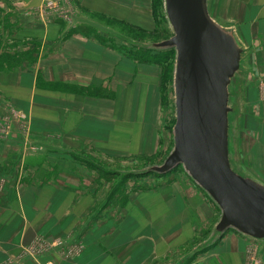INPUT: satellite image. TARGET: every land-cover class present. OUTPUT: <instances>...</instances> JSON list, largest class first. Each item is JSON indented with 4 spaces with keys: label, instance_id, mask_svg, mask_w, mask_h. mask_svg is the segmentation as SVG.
I'll return each instance as SVG.
<instances>
[{
    "label": "crops",
    "instance_id": "crops-1",
    "mask_svg": "<svg viewBox=\"0 0 264 264\" xmlns=\"http://www.w3.org/2000/svg\"><path fill=\"white\" fill-rule=\"evenodd\" d=\"M219 3L264 69V0ZM0 5H7L17 23L14 38L38 47L24 64L0 67V118L10 121L14 109L29 114L34 137L24 134L17 121L14 135L0 137V144L28 142L45 150L27 158L35 172L26 178L19 199L0 200V240L2 230L11 226L35 230L27 235L29 241L34 235L55 238L73 226L72 233L36 254H24L32 250L21 246L9 248L22 253L0 264L57 259L78 240L85 243L86 255L73 261L60 258L57 264H167L166 259L178 264L170 263V253L207 235L216 224V207L207 195L177 176L144 191L145 196L132 197L124 207L126 217L117 222L107 196L90 208L96 195L85 189L80 161L95 151L152 153L156 120L145 122V117L148 108L150 117L157 115L161 105V68L128 53L126 40L133 36L122 27L156 32L155 0H7ZM249 243L243 234L227 230L198 255H189V264H251ZM259 252L264 264V249Z\"/></svg>",
    "mask_w": 264,
    "mask_h": 264
},
{
    "label": "rangeland",
    "instance_id": "rangeland-1",
    "mask_svg": "<svg viewBox=\"0 0 264 264\" xmlns=\"http://www.w3.org/2000/svg\"><path fill=\"white\" fill-rule=\"evenodd\" d=\"M222 0H210L209 11L211 17L220 25L228 28L235 27V33L242 43L245 50V58L243 60L242 70L237 74L236 81L233 85V90L230 91L229 105L232 106L231 116V132L232 142L234 145V164L238 166L239 173L247 178H251L256 183L264 185V69L257 66V60H253L250 56L253 51L250 46L241 37L240 29L235 22L230 21L226 17L225 8L220 7ZM7 0H0V3ZM219 3V4H218ZM156 11L159 18V25L156 32L145 33L137 30H132L129 27H122L124 31L132 37L128 36L126 45L127 51L130 54L135 52H144L145 56L150 54L164 53L168 54V60L159 64L161 68V105L158 114H153L150 117V108L146 111L145 122L148 120H156L153 133L156 135L151 154L141 156L137 155H111L109 153H91L90 157L80 161L84 168V186L87 190H92L91 194L96 197L86 201V205L93 208L98 199L107 196L110 203L113 204V218L119 222L120 218L126 217L127 207L124 209L126 202L132 197L145 196L144 191L154 190L164 184L171 183L176 178L192 181L197 185L203 193L207 195L209 200L214 203L217 211L216 223L222 216V208L214 200L209 193L196 182L186 170L182 162H178L165 172L159 171L162 169L170 155L175 150V134L174 127L177 122V104L175 91V68L177 52L174 45L162 43L172 39L175 35L173 28L167 17V12L164 0H155ZM0 5V54L3 55L0 67L13 68L19 66L22 62L25 63L26 57L32 52L37 51L38 47L31 44V41H18L14 38V32L17 28V23L12 20L11 12L7 10V5ZM2 7V8H1ZM6 8V9H5ZM141 43L143 45H141ZM159 44L157 47L152 46ZM5 55H9L6 57ZM144 56V55H143ZM253 56H255L253 54ZM147 62V61H145ZM22 63V64H24ZM13 115L10 116V121H3L0 118V137L7 138L14 135L13 123L17 121L24 134H29L28 137L33 138L34 132L32 121L29 114L14 109ZM25 122V124H23ZM230 122V121H229ZM151 133V132H150ZM7 143V142H6ZM0 146V200L3 204L9 203L12 199H19V196L24 191V186L27 184L26 178L33 176L34 169L27 166V158L32 153L43 154L44 148L38 145H30V143L22 142L19 144H7ZM8 146V147H5ZM88 150L86 149V152ZM149 151V150H148ZM88 153V152H87ZM48 157V156H47ZM49 158V157H48ZM58 158V156H56ZM75 158L79 157L76 155ZM236 162V163H235ZM96 166V167H95ZM98 167L106 173L103 175ZM90 169L94 170L98 177H93ZM159 169V170H158ZM92 174H90V173ZM169 175L167 176V173ZM30 174V175H29ZM94 175V174H93ZM178 176V177H177ZM89 178L92 179V184H88ZM49 180V179H48ZM46 180L44 183L49 184ZM43 183V184H44ZM90 185V186H89ZM83 192L80 193L82 195ZM72 193L68 194L71 197ZM99 195V196H98ZM161 197V194H158ZM89 202V204H88ZM109 203V204H110ZM71 205V204H69ZM107 205V204H106ZM46 208L47 205H44ZM120 206L122 208H120ZM129 209L131 205L129 204ZM120 208V209H119ZM79 213L84 214L82 210ZM213 228L209 230L207 235L201 236L193 240V242L185 247L179 248L175 253H170L172 261L178 260V264H189V255H198L199 252L206 247L216 242L227 230H234L243 234L249 239V254L251 264H262V256L259 252L264 249V237L256 238L242 233L234 226H228L220 236L215 240L207 241L212 234ZM73 226L68 229H63L56 235L55 238L43 235H37L29 241L27 235L35 232V230L14 229L11 226L8 230L4 228L2 233H5L0 240V262L9 261L15 258L22 252L7 251L9 248L21 246L20 248L31 249L26 253L36 254L43 247L48 248L49 244L54 241H60L64 236L72 233ZM37 231V230H36ZM44 248V249H45ZM86 255L85 243L78 240L75 243L63 248L61 253H58L59 259L73 261L80 259ZM47 260L34 262L33 264H57V259L48 256ZM180 259V260H179ZM164 259H161V262ZM168 264V260L166 259Z\"/></svg>",
    "mask_w": 264,
    "mask_h": 264
},
{
    "label": "water",
    "instance_id": "water-1",
    "mask_svg": "<svg viewBox=\"0 0 264 264\" xmlns=\"http://www.w3.org/2000/svg\"><path fill=\"white\" fill-rule=\"evenodd\" d=\"M209 2L164 0L175 33L162 43L174 45L177 52V122L175 150L158 170L165 172L182 162L220 205L222 216L207 241L215 240L231 225L246 235L262 238L264 185L239 173L231 138L229 95L242 70L246 47L234 26L226 28L211 17Z\"/></svg>",
    "mask_w": 264,
    "mask_h": 264
},
{
    "label": "trees",
    "instance_id": "trees-1",
    "mask_svg": "<svg viewBox=\"0 0 264 264\" xmlns=\"http://www.w3.org/2000/svg\"><path fill=\"white\" fill-rule=\"evenodd\" d=\"M134 56H137L139 58H141L143 61H147V62H154V63H158V64H162L164 63L166 60H168V54H164V53H155V54H150L149 52L146 54H144V52L141 50L140 52H135L133 54ZM144 55V56H143ZM6 57H9V55H5ZM2 57L3 55L0 54V63L2 61ZM96 167V166H95ZM99 171L103 174L106 175V173L102 170L101 167H98ZM169 175V172L167 173V176Z\"/></svg>",
    "mask_w": 264,
    "mask_h": 264
},
{
    "label": "built area",
    "instance_id": "built-area-1",
    "mask_svg": "<svg viewBox=\"0 0 264 264\" xmlns=\"http://www.w3.org/2000/svg\"><path fill=\"white\" fill-rule=\"evenodd\" d=\"M51 4V3H50Z\"/></svg>",
    "mask_w": 264,
    "mask_h": 264
}]
</instances>
